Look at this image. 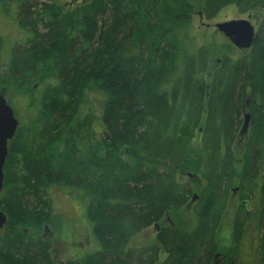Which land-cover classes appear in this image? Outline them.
<instances>
[{
	"label": "trees",
	"instance_id": "obj_1",
	"mask_svg": "<svg viewBox=\"0 0 264 264\" xmlns=\"http://www.w3.org/2000/svg\"><path fill=\"white\" fill-rule=\"evenodd\" d=\"M229 4L254 18L255 37L246 55L212 66L213 48L193 28L194 0H0V23L15 27L0 28V92L28 117H17L7 143L0 264H53L49 241L29 227L58 186L82 190L99 241L64 264H264V0H203L202 13ZM182 172L201 180L197 195ZM256 188L259 233L246 246L244 201ZM188 203L191 225L164 220ZM150 225L154 241L133 245Z\"/></svg>",
	"mask_w": 264,
	"mask_h": 264
},
{
	"label": "rangeland",
	"instance_id": "obj_2",
	"mask_svg": "<svg viewBox=\"0 0 264 264\" xmlns=\"http://www.w3.org/2000/svg\"><path fill=\"white\" fill-rule=\"evenodd\" d=\"M57 1L62 4H67L73 0ZM202 1L203 0H194L192 23L198 43L209 45L213 48L211 65L213 66L217 64L222 55H227L229 57L246 55L249 48L240 49L236 47L226 36H224L222 32L216 29L215 25L229 20L247 19L254 25L256 30L257 24L254 18L252 19L248 12L241 13L233 4H229L223 7L212 18L206 19L202 13ZM8 27H10L9 22L6 24L0 23V28L3 30L2 33H6L4 28ZM12 29L14 31L15 27H10L11 32ZM92 96V101L97 109L93 125L100 137L103 133L100 119L103 94L100 91H95L92 93ZM22 102H24V100L16 101L18 109H20ZM25 112L27 111H24L23 108L20 109V115H17L18 118L20 117V121L21 119L24 120L28 118ZM199 143L200 132L196 131L193 138L194 151L198 150ZM239 152L240 151H235V157L239 158ZM4 176L3 165V179ZM178 178L180 180L189 181L194 188L193 193H195V195L198 194L199 187L202 184L198 176L190 172H182L178 175ZM232 193L233 195L230 197V201H228L216 231V240L220 251L227 247L231 236L232 214L233 211H235L234 209L237 204L236 188L232 190ZM258 194L259 190L256 188V190H254L253 198L251 200L244 201L246 209L251 212V218L247 222L244 231V241L246 246H249L254 237L256 238V235L259 233L256 228L255 220V214L258 211ZM83 195L82 190L79 189H70L63 186L53 187L49 191V200L47 204L40 205L35 211L36 214L34 217H36V222L32 225V227H29V231L33 235H36L38 232L39 236L49 241L50 255L53 260V264H64L67 260L90 253L99 247L97 232L93 227V217L96 215V212L93 210L91 212L86 210L85 206L87 199H85ZM195 195L192 197V200L196 199ZM192 216L191 203H188L178 211L168 213L164 220L175 222L180 225H191L193 223ZM155 230L156 226L150 225L149 227H146L131 240V243L133 245H141L153 242ZM219 254L216 256L217 263L222 256V254H220L221 256ZM164 256L165 255L163 254L160 258L162 259ZM243 257L244 259L249 260V257L245 254H243Z\"/></svg>",
	"mask_w": 264,
	"mask_h": 264
},
{
	"label": "water",
	"instance_id": "obj_3",
	"mask_svg": "<svg viewBox=\"0 0 264 264\" xmlns=\"http://www.w3.org/2000/svg\"><path fill=\"white\" fill-rule=\"evenodd\" d=\"M215 27L240 49L250 48L256 33L254 25L247 19L224 21L216 24ZM248 120L249 114L245 113L240 135L246 132ZM17 125V117L0 92V190L3 186V165L7 156V142L14 135ZM6 221V215L0 210V228L4 226ZM155 226L157 227V225Z\"/></svg>",
	"mask_w": 264,
	"mask_h": 264
},
{
	"label": "flooded vegetation",
	"instance_id": "obj_4",
	"mask_svg": "<svg viewBox=\"0 0 264 264\" xmlns=\"http://www.w3.org/2000/svg\"><path fill=\"white\" fill-rule=\"evenodd\" d=\"M156 230H157V227H156Z\"/></svg>",
	"mask_w": 264,
	"mask_h": 264
}]
</instances>
